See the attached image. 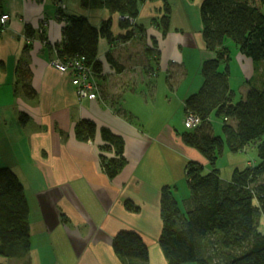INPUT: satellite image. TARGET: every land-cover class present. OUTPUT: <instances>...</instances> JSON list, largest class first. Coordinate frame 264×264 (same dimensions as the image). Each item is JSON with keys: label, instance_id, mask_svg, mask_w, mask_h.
I'll list each match as a JSON object with an SVG mask.
<instances>
[{"label": "crops", "instance_id": "crops-1", "mask_svg": "<svg viewBox=\"0 0 264 264\" xmlns=\"http://www.w3.org/2000/svg\"><path fill=\"white\" fill-rule=\"evenodd\" d=\"M182 1L188 9L190 0ZM201 2L197 0L196 5ZM99 8L103 9L101 17L94 21L91 12L95 8L84 7L80 0H0V15L9 14L0 25V164L11 166L24 183L31 231L30 252L8 258L6 264H123L112 240L124 228L142 234L149 247L148 264H168L159 244L161 189L171 186L181 204L177 193L185 177L186 159H202L205 164L196 149L182 142L178 125L166 113L153 117L154 106L148 120L125 107L139 80L146 81L145 74H149L145 64L142 77L137 76L136 81L126 78L135 69L126 66L114 50L133 41L134 36L124 38L122 13L106 6ZM66 13L85 15L96 26L111 18L115 38L109 41L102 37L99 41L96 59L103 68L98 81L106 89L107 101L117 102L115 108L122 106L129 118L97 99L79 98L70 75L51 64L59 56ZM141 25L144 36L154 35L161 60L164 50L171 46L170 40L161 47L160 28L153 22L150 27L154 29L143 22ZM172 32L170 20L163 34ZM173 40L172 49L178 50L181 37L176 34ZM108 53L124 64V70L112 67ZM158 69L171 70L161 63ZM24 84L35 94L29 96ZM197 84L184 91L180 80L172 89L184 101ZM83 119L95 122L94 138L78 136L77 124ZM104 127L122 136L125 144V165L113 177L102 165ZM127 199L139 209H130ZM154 230L158 234L153 238L149 233Z\"/></svg>", "mask_w": 264, "mask_h": 264}, {"label": "trees", "instance_id": "trees-1", "mask_svg": "<svg viewBox=\"0 0 264 264\" xmlns=\"http://www.w3.org/2000/svg\"><path fill=\"white\" fill-rule=\"evenodd\" d=\"M143 1L80 0L86 8L106 6L110 11L127 15L125 39L136 33L133 23L142 31L136 18ZM170 10L171 4L165 0L163 12L156 20L164 31L170 26ZM199 12L210 54L201 62V85L183 101L187 130L178 131L182 142L196 149L205 164L192 158L185 165L190 195L183 199L184 207L178 203L171 186L161 189L159 244L171 264H264V0H202ZM63 18L64 38L58 46V55L63 58L83 55L89 62L95 60V70L100 72L102 63L96 59L99 41L102 37L109 41L115 38L111 18L100 26L92 24L85 15L66 13ZM130 19L134 20L129 22ZM227 37L235 41L241 54L252 59L257 68V73L247 79V90L239 99L230 82V54L224 45ZM148 45L150 58L159 63L158 49ZM107 60L118 71L124 70V64L111 53L107 54ZM24 86L29 96L35 94L28 84ZM214 113L223 118L224 137L213 133ZM190 114L198 119L192 127L185 123ZM76 129L85 140L96 134L92 120L79 121ZM102 136L105 140L102 149L113 152L110 156L102 154V165L113 177L126 162L124 139L105 127ZM226 144L234 152L256 145L259 164L237 168L230 180H224L215 164ZM208 164L212 168L207 170ZM126 205L139 209L131 199L126 200ZM112 246L123 264H148L149 247L139 231L119 230ZM30 250V204L24 183L11 166L0 164V257H24ZM0 264L6 263L0 260Z\"/></svg>", "mask_w": 264, "mask_h": 264}, {"label": "rangeland", "instance_id": "rangeland-1", "mask_svg": "<svg viewBox=\"0 0 264 264\" xmlns=\"http://www.w3.org/2000/svg\"><path fill=\"white\" fill-rule=\"evenodd\" d=\"M178 1L168 0L169 4H171L170 11L173 30V32L169 35H164L163 28H161V26L156 23V20L163 12V4L165 0H145L141 5L140 13L138 15V17L140 18H136L140 23L143 22L146 27H150L151 22H153L154 27H157L158 29L160 28L161 35L158 36V38L159 41H161L159 43L161 47L166 41L170 40L171 46H168L164 50L163 57L161 60H159V63H157L154 59L151 60L149 46H147L149 43H154V35H150L148 39L146 36H144V34H142V32L138 30V26L135 23H133V28L136 30V33H134L133 35L134 40L130 41L126 45H117L114 50V54L118 55L120 59L126 64V66L135 69L134 73H130V76L127 75V79L136 81L137 76L142 77V75H140V72L145 64L146 66L144 70L147 72V74H149L148 77L145 74L147 80L144 82L143 80L138 79L140 82L137 84L135 92H133L128 99L129 106L127 107L125 103V107L128 110H133V112L139 115L142 119H148L147 116H151L150 112L155 106L156 110L154 111L155 113L153 114V117H157L159 113H166L167 116L170 117V120H172L171 122L178 125L177 127L179 131L183 132L187 130L184 125V104L182 98H178V93H175L172 87L174 85V88L176 89L181 80V82L183 83L184 91L188 89L189 85H191L192 87L196 85V83H198L195 87L197 89L203 81V77L201 74L202 59L204 58V56L209 55L210 52H208L206 49L205 41L201 31L202 22L199 12V6L196 5L197 0H190L191 5L188 9L182 0ZM102 10L103 9L101 8L93 9V11L91 12V18L94 21L100 19ZM85 12L89 13L88 11ZM125 17L128 18L127 15ZM125 17L121 18L123 23H125L124 21L125 19H127ZM133 20L134 19H130L129 22H132ZM120 23L122 22L120 21ZM150 28L154 29L153 27ZM139 29H144L143 25H141ZM176 34L181 37V45L178 46V50L172 49L173 43L175 42L173 40V37ZM156 43L157 42L155 39L154 46L157 45ZM224 45L227 46L230 54L229 64L231 71V86L235 90L236 99H239L247 90V79L257 73V68L252 59L247 58L241 54L238 45L232 38L227 37L224 41ZM152 51H156V49H153ZM149 60H151V65L155 66V69H153L152 66H147V62H149ZM160 63L168 65L171 68V70H169V73L166 72V70H160L159 72L157 71ZM100 67L101 69L103 68L101 65ZM222 67L224 66L222 65ZM158 73L159 77L157 78ZM168 82L172 84V87ZM180 95L182 96L184 95V93ZM98 96L100 97L97 98V100L101 101L104 106L111 108L113 111L116 110V114H119L124 118H129L130 114H128L122 106L115 108L118 105L117 102L114 103L113 101H107V92L106 89L102 88V86L100 95ZM171 97L174 98L171 100ZM211 125L213 133L215 135L224 137L222 130L223 118L218 117L214 113L211 116ZM166 132L168 133V129ZM102 151L104 152L103 155H111L107 150L102 149ZM259 158L260 157L257 152V147L254 144L249 145L245 150H241L238 152L231 151L226 144L222 154L218 156L215 166L216 168L220 169L221 176L224 180H230L235 169H244L247 166H254L256 164L258 165L260 161ZM189 159L192 158H187L185 161V165ZM197 161L204 164L202 159H197ZM211 168L212 165L208 164L206 165L205 169L208 170ZM183 174L185 176V169H183ZM177 194L181 198L182 207H184L185 202H183V199L190 195V189L187 184L186 176L181 182L180 193L178 191ZM149 234L154 238L157 236L158 231L154 230ZM7 259L8 258L1 257L0 260L7 263ZM168 264L171 263L168 261ZM179 264L197 263L187 262Z\"/></svg>", "mask_w": 264, "mask_h": 264}, {"label": "built area", "instance_id": "built-area-1", "mask_svg": "<svg viewBox=\"0 0 264 264\" xmlns=\"http://www.w3.org/2000/svg\"><path fill=\"white\" fill-rule=\"evenodd\" d=\"M9 18V14H3L0 17V22L4 24ZM51 64L62 74H69L71 81L76 87L77 93L80 98L97 99L100 96L101 84L98 81V72H96L94 61H88V59L81 55L75 57H60L51 60ZM198 119L196 116L190 114L187 115L185 123L188 127H192Z\"/></svg>", "mask_w": 264, "mask_h": 264}]
</instances>
